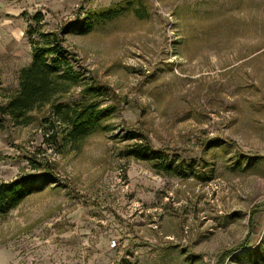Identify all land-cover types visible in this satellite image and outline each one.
<instances>
[{
    "label": "rangeland",
    "instance_id": "obj_1",
    "mask_svg": "<svg viewBox=\"0 0 264 264\" xmlns=\"http://www.w3.org/2000/svg\"><path fill=\"white\" fill-rule=\"evenodd\" d=\"M37 12L118 107L68 154L0 121V181L36 175L0 217V264H264V0H0V102ZM129 130L167 156L125 155Z\"/></svg>",
    "mask_w": 264,
    "mask_h": 264
},
{
    "label": "trees",
    "instance_id": "obj_2",
    "mask_svg": "<svg viewBox=\"0 0 264 264\" xmlns=\"http://www.w3.org/2000/svg\"><path fill=\"white\" fill-rule=\"evenodd\" d=\"M132 2L88 12L84 32L131 9ZM135 12L139 16L144 14L141 8ZM42 20L41 12L33 14L27 29L32 60L19 69L18 87L6 101L0 102V121L14 126L36 124L49 149L68 154L80 151L91 135L106 131L109 126L106 121L117 110L118 104L114 98L116 94L107 84L87 76V70L80 65L77 67L76 54L64 44L65 38L59 31L41 28ZM78 86H81L80 90ZM123 136L134 141L132 147L125 150V155H134L140 160L167 156L161 150L152 154L154 148L142 133L129 130ZM27 160L33 169L47 171L51 165L48 159L28 156ZM161 166L169 169L168 165ZM35 179V174L29 180L23 174L13 180L0 181V217L17 207L36 188Z\"/></svg>",
    "mask_w": 264,
    "mask_h": 264
},
{
    "label": "built area",
    "instance_id": "obj_3",
    "mask_svg": "<svg viewBox=\"0 0 264 264\" xmlns=\"http://www.w3.org/2000/svg\"><path fill=\"white\" fill-rule=\"evenodd\" d=\"M117 244H118V241H117V239L116 238H113L112 240H111V246L112 247H115V246H117Z\"/></svg>",
    "mask_w": 264,
    "mask_h": 264
}]
</instances>
